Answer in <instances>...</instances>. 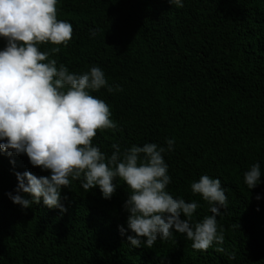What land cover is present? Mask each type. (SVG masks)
Masks as SVG:
<instances>
[{
    "label": "trees",
    "instance_id": "1",
    "mask_svg": "<svg viewBox=\"0 0 264 264\" xmlns=\"http://www.w3.org/2000/svg\"><path fill=\"white\" fill-rule=\"evenodd\" d=\"M182 2L58 0L57 19L71 23L72 37L38 48L70 72L104 71L113 91L90 94L106 102L117 128L96 130L92 143L102 153L110 156L113 144L124 150L174 139L164 153L167 191L200 205L193 222L211 213L191 182L221 180L223 243L194 250L185 234L174 233L151 249L132 248L118 231L126 227L122 205L130 194L119 178L110 200L72 181L61 191L66 212L42 201L23 209L6 195L15 194L14 173L49 172L26 155L0 153V264H264V175L251 190L243 181L255 163L264 172V0ZM5 44L0 38V49Z\"/></svg>",
    "mask_w": 264,
    "mask_h": 264
},
{
    "label": "clouds",
    "instance_id": "2",
    "mask_svg": "<svg viewBox=\"0 0 264 264\" xmlns=\"http://www.w3.org/2000/svg\"><path fill=\"white\" fill-rule=\"evenodd\" d=\"M57 3L0 0V38L6 41L0 49V153L26 155L33 167L49 172L39 177L28 171L15 172V194L6 193L8 198L23 209L42 201L47 208L64 213L61 191L72 181H79L84 190L98 188L101 197L110 200L119 178L130 194L122 205L126 227L118 226V231L132 248L151 249L158 239L167 240L174 233L185 234L194 250L222 244L217 217L227 207V196L219 178L202 175L191 182V192L207 203L211 213L198 222L192 217L200 205L174 198L167 191L171 177L164 153L173 150L174 139L166 138V146L144 143L124 150L113 144L110 156L92 143L96 130H115L117 124L110 119L106 102L90 93L113 89L99 66L70 72L39 50L41 43L62 45L72 37L71 23L57 19ZM168 3L183 7L182 0ZM90 35H96L94 29ZM262 175L260 164L255 163L244 172V184L254 189Z\"/></svg>",
    "mask_w": 264,
    "mask_h": 264
}]
</instances>
